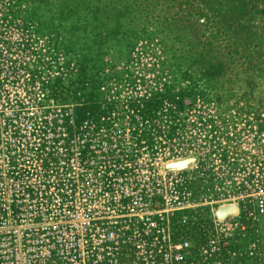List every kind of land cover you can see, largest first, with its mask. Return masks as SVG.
Instances as JSON below:
<instances>
[{
  "label": "built area",
  "instance_id": "1",
  "mask_svg": "<svg viewBox=\"0 0 264 264\" xmlns=\"http://www.w3.org/2000/svg\"><path fill=\"white\" fill-rule=\"evenodd\" d=\"M21 18L0 13V37ZM164 110L158 125L127 109L102 112L134 123L0 107V264H260L237 243L250 237L247 217L264 221L263 164L233 186L230 165L242 158L232 127L190 107ZM249 198L254 210L244 214ZM229 206L236 212L218 219ZM203 209L212 230L200 240L189 229Z\"/></svg>",
  "mask_w": 264,
  "mask_h": 264
},
{
  "label": "rangeland",
  "instance_id": "2",
  "mask_svg": "<svg viewBox=\"0 0 264 264\" xmlns=\"http://www.w3.org/2000/svg\"><path fill=\"white\" fill-rule=\"evenodd\" d=\"M3 12L22 18L0 37V107H67L74 122L134 123L102 112L127 109L158 125L168 121L163 108L190 107L241 141L233 186L264 166V0H0ZM19 60L30 65H5ZM251 199L240 203L244 214ZM199 213L189 230L202 240L212 227L208 210ZM247 218L250 237L237 247L264 264V221Z\"/></svg>",
  "mask_w": 264,
  "mask_h": 264
},
{
  "label": "water",
  "instance_id": "3",
  "mask_svg": "<svg viewBox=\"0 0 264 264\" xmlns=\"http://www.w3.org/2000/svg\"><path fill=\"white\" fill-rule=\"evenodd\" d=\"M181 166H182V164H179V165L173 166V168H176V167L178 168V167H181ZM222 211H229V212H225L223 216H220L219 213H221ZM235 212H236L235 206L223 207V208H220L216 212V216H217L218 219H223L227 215L234 214Z\"/></svg>",
  "mask_w": 264,
  "mask_h": 264
},
{
  "label": "bare ground",
  "instance_id": "4",
  "mask_svg": "<svg viewBox=\"0 0 264 264\" xmlns=\"http://www.w3.org/2000/svg\"><path fill=\"white\" fill-rule=\"evenodd\" d=\"M225 212H229V211H222L221 213H219V215L223 216Z\"/></svg>",
  "mask_w": 264,
  "mask_h": 264
}]
</instances>
